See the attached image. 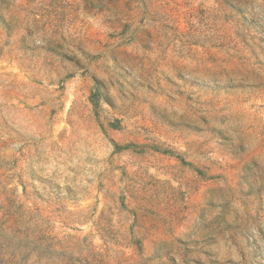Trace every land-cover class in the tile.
<instances>
[{"label": "rangeland", "instance_id": "obj_1", "mask_svg": "<svg viewBox=\"0 0 264 264\" xmlns=\"http://www.w3.org/2000/svg\"><path fill=\"white\" fill-rule=\"evenodd\" d=\"M0 264H264V0H0Z\"/></svg>", "mask_w": 264, "mask_h": 264}]
</instances>
